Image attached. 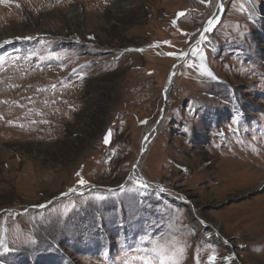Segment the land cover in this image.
Returning a JSON list of instances; mask_svg holds the SVG:
<instances>
[{"label": "rangeland", "instance_id": "1", "mask_svg": "<svg viewBox=\"0 0 264 264\" xmlns=\"http://www.w3.org/2000/svg\"><path fill=\"white\" fill-rule=\"evenodd\" d=\"M162 256L264 264V0H0V264Z\"/></svg>", "mask_w": 264, "mask_h": 264}, {"label": "snow or ice", "instance_id": "2", "mask_svg": "<svg viewBox=\"0 0 264 264\" xmlns=\"http://www.w3.org/2000/svg\"><path fill=\"white\" fill-rule=\"evenodd\" d=\"M200 2L203 3V4H211L212 0H200ZM184 15H185L184 12H180V13H178V16H180V17H183ZM215 23H216L215 19H214V18H210V19L207 21V27L204 28V32H210V31H212L213 26H214ZM203 39H204V37L201 36V40H203ZM165 43H168V42H165ZM196 43L199 45V44H200V41L198 40ZM154 46H155V47H159V45H154ZM136 51H143V49H137ZM192 52H193V54H196L197 52H199V48H193V49H192ZM169 55H175V53H169ZM181 55H182V56H186L187 54H186V53H182ZM203 59H204V57L201 55V60H203ZM189 67H191V65H189ZM200 73H201V75L212 76V73L209 72V71L204 67L203 64L200 66ZM111 135H112V132H111V130H109V131L107 132V134L105 135V137H104V143H105L106 145L109 144ZM78 175H79V173H78ZM79 183H80L81 185H84V184L86 183V181H84L83 179H81V180H79ZM136 184H137L138 187H141V188H146V187H147V185H146L144 182H142V181H136ZM160 190H161V192L164 191L163 188H161ZM96 199H103V198L98 196V197H96ZM173 243H174V244H178L179 242H178V241H174ZM160 248H161V245L156 244V245L154 246V248H153V251H157V250H159ZM5 250H7V249L5 248ZM183 251H184V248H183V247H177V248H176V252L183 253ZM214 259H215V256L209 257V261H210V262H211V261H214ZM161 264H164V258H163V256H162V259H161ZM173 264H179V262L176 261V260L173 258Z\"/></svg>", "mask_w": 264, "mask_h": 264}, {"label": "water", "instance_id": "3", "mask_svg": "<svg viewBox=\"0 0 264 264\" xmlns=\"http://www.w3.org/2000/svg\"><path fill=\"white\" fill-rule=\"evenodd\" d=\"M194 44H190V46H189V50H190V48L193 46ZM175 64L173 65V67L171 68V70H170V73H169V78H168V81H167V85H166V87H165V93L167 92V90H168V84H172V82H173V80H174V68H175ZM109 131V130H108ZM107 131V132H108ZM107 134V133H106ZM149 134V133H148ZM148 134H147V136H148ZM146 136V137H147ZM145 139V138H144ZM146 148L144 147V148H142V150H141V153H140V155H139V157H141V155L144 153V150H145ZM114 190L113 191H117V190H120L122 187H117V188H114V187H112ZM89 190V189H88ZM87 190V191H88ZM77 193H82V191H80V192H77ZM68 194V193H67Z\"/></svg>", "mask_w": 264, "mask_h": 264}, {"label": "bare ground", "instance_id": "4", "mask_svg": "<svg viewBox=\"0 0 264 264\" xmlns=\"http://www.w3.org/2000/svg\"><path fill=\"white\" fill-rule=\"evenodd\" d=\"M71 11H74V13L77 11V9H74V10H71ZM178 63V62H177ZM177 63H175V68H174V75H175V70H176V68H177ZM168 78H169V76H168ZM170 84H168V86H169ZM148 182H151L150 180H147ZM145 182V181H144ZM147 182V183H148ZM154 185H156L157 186V184H155V183H153ZM28 211V210H27ZM31 211V210H30ZM32 212V211H31Z\"/></svg>", "mask_w": 264, "mask_h": 264}, {"label": "built area", "instance_id": "5", "mask_svg": "<svg viewBox=\"0 0 264 264\" xmlns=\"http://www.w3.org/2000/svg\"><path fill=\"white\" fill-rule=\"evenodd\" d=\"M159 185H160L161 187H168V185H167L166 183H162V182H160V181H159Z\"/></svg>", "mask_w": 264, "mask_h": 264}]
</instances>
